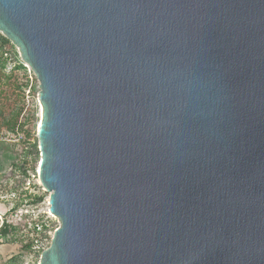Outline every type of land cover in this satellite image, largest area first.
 Listing matches in <instances>:
<instances>
[{
	"label": "water",
	"instance_id": "95a60500",
	"mask_svg": "<svg viewBox=\"0 0 264 264\" xmlns=\"http://www.w3.org/2000/svg\"><path fill=\"white\" fill-rule=\"evenodd\" d=\"M0 33L40 82L39 264H264V0H0Z\"/></svg>",
	"mask_w": 264,
	"mask_h": 264
},
{
	"label": "rangeland",
	"instance_id": "374dc122",
	"mask_svg": "<svg viewBox=\"0 0 264 264\" xmlns=\"http://www.w3.org/2000/svg\"><path fill=\"white\" fill-rule=\"evenodd\" d=\"M40 92L19 49L0 50V226L3 221L12 225L0 247V264H39L60 226L39 178ZM41 222L47 224L44 231Z\"/></svg>",
	"mask_w": 264,
	"mask_h": 264
},
{
	"label": "trees",
	"instance_id": "16d2710c",
	"mask_svg": "<svg viewBox=\"0 0 264 264\" xmlns=\"http://www.w3.org/2000/svg\"><path fill=\"white\" fill-rule=\"evenodd\" d=\"M14 45L12 44V42L7 39L4 35H2V33H0V50L1 51H8V50H12L14 49ZM18 207V206H17ZM40 224V221L38 223H36V226ZM41 227L42 230H46L47 224L44 222V224H42L41 222ZM12 225L10 222L7 221H3V224L0 226V247L5 244L3 242H5V239L7 238V236L10 234ZM30 245L26 246V248L29 250Z\"/></svg>",
	"mask_w": 264,
	"mask_h": 264
},
{
	"label": "bare ground",
	"instance_id": "6f19581e",
	"mask_svg": "<svg viewBox=\"0 0 264 264\" xmlns=\"http://www.w3.org/2000/svg\"><path fill=\"white\" fill-rule=\"evenodd\" d=\"M42 109H43V107H42ZM42 114H43V112H42ZM40 125H41V122L39 123L38 129H39ZM39 173H40V170H39ZM49 211H50V209H49Z\"/></svg>",
	"mask_w": 264,
	"mask_h": 264
}]
</instances>
